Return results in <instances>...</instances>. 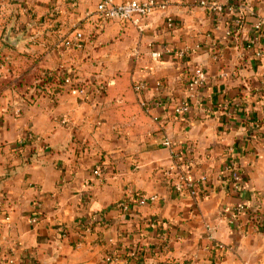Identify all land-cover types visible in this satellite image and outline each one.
Segmentation results:
<instances>
[{
  "label": "crops",
  "instance_id": "obj_1",
  "mask_svg": "<svg viewBox=\"0 0 264 264\" xmlns=\"http://www.w3.org/2000/svg\"><path fill=\"white\" fill-rule=\"evenodd\" d=\"M97 1L0 0L1 54L10 62L0 72L14 80L48 76L38 94L28 87L24 96L12 89L0 95V264H8L4 256L13 264H100L107 250L127 257L141 247L154 249L127 264H264V219L261 231L244 215L242 231L227 224L238 201L264 204V135H253L224 109L225 102L248 89L253 95L261 85L264 60L256 65L243 42L264 12V0H230L245 1L254 12L242 34L230 39L198 0L156 11L140 30L98 23ZM76 27L84 34L81 49L73 48ZM197 43L202 48L192 57L175 55ZM213 45L221 52L219 62L212 58ZM164 47L172 52L153 60L150 53ZM198 69L207 76L201 107L191 101L188 113L177 118L174 109L187 98L186 83ZM224 71L232 76L221 78ZM64 74L85 85V96L51 86L52 77ZM131 81L145 85L140 106ZM157 82L163 89H156ZM248 103L261 113L264 129V102ZM165 139L177 148L194 146L189 171L207 176L197 198L171 189ZM230 157L246 184L239 197L221 181ZM96 167L99 179L92 175ZM151 195L154 202H140ZM121 202L132 210L121 213ZM216 242L223 252L213 248ZM162 243L168 250L158 252Z\"/></svg>",
  "mask_w": 264,
  "mask_h": 264
},
{
  "label": "built area",
  "instance_id": "obj_2",
  "mask_svg": "<svg viewBox=\"0 0 264 264\" xmlns=\"http://www.w3.org/2000/svg\"><path fill=\"white\" fill-rule=\"evenodd\" d=\"M182 0H98L95 6L94 17L97 22L100 24H105L109 22L115 23H124L131 24L140 30L141 22L147 19L150 15L156 11H165L172 3ZM70 10L76 8V3L71 2L69 4ZM197 6L201 9L207 18L215 25L216 29H219L221 24L223 26V33L227 39L233 37H239L242 34L244 29V22L246 16L254 15L251 7L245 2H231L230 0H198ZM1 9V8H0ZM237 13V14H236ZM174 21L171 17L166 18L167 28H173ZM84 34L80 28L74 29V49H81L83 47ZM202 48L200 43L195 44L193 47L185 46L182 49L176 51L175 55L178 59H186L192 57ZM212 51V58L214 61L221 59V52L213 47L209 48ZM243 50L245 52H250L255 59L264 60V12L258 14L255 20V23L247 34L246 39L243 42ZM172 52L171 49L164 47L160 51H152L150 56L153 60H160L163 55H168ZM133 55H137V51H133ZM232 74L228 71H224L221 74V78H230ZM52 87L58 90H67L70 94L76 97H83L86 94L85 85L75 76L64 74L56 77H52ZM38 90L44 89L47 85V82L39 81ZM207 76L203 69H198L187 81L185 90L187 92V98L183 100L178 106L174 109V115L177 118H183L191 108V101L197 107H201V100L199 99L200 90L206 85ZM48 88V87H47ZM145 89L144 83L135 82L134 93L137 98H140L141 92ZM156 89H163L161 82L156 83ZM255 96V97H252ZM255 99L256 103L264 102V75L262 77L260 87L252 93L249 91L241 94L240 97L231 101L224 103V109L230 104H234L235 109L240 110L241 106H244V114L246 116L253 115L258 110L252 108L248 100ZM140 103V101H139ZM142 105V104H141ZM147 112V111H146ZM233 118V117H232ZM240 118V117H238ZM242 118H245L243 115ZM250 121V120H249ZM65 120H62V123H65ZM248 129L255 135L256 132L260 133L257 135L260 136L263 132L262 121L260 123L250 122ZM256 136V135H255ZM29 140L33 141L34 136L29 135ZM163 147H165L170 155L171 164L168 169L165 171L169 177V183L171 189L179 196L197 198L200 185L207 182V176L201 175L199 177H194L190 173L192 166V155L194 151V146L191 144L184 145L182 148H177L169 139L163 141ZM228 164L233 168H238L237 163L233 157L228 159ZM225 169H227L225 167ZM240 171V170H239ZM92 175L99 179L102 176L101 170L99 167H96ZM246 187V184L243 182L241 177V172L234 174L232 177V192L233 194H240L242 190ZM157 199V196L151 195L147 198H141L140 202H154ZM264 204L258 203L257 199L254 201L240 200L235 206L232 207L227 224L240 232L246 226V222L242 223L241 217L246 211L255 213L263 210ZM117 209L121 213H128L132 210L131 206L127 202H121L116 205ZM93 214H97L94 212ZM35 221V219H34ZM247 221L256 227V223L252 219ZM158 226V223L152 222L149 224V228L155 229ZM257 228V227H256ZM209 230V228H208ZM64 237H67V233H63ZM208 238L211 239V235H208ZM213 248L218 252H223L224 246L216 242L213 244ZM159 252H164L168 250V246L165 243L160 244ZM136 250L138 248L132 249L127 257H124L121 253L117 251L107 250L100 261V264H127V260L133 258ZM7 259L8 264H13V259L4 256Z\"/></svg>",
  "mask_w": 264,
  "mask_h": 264
},
{
  "label": "trees",
  "instance_id": "obj_3",
  "mask_svg": "<svg viewBox=\"0 0 264 264\" xmlns=\"http://www.w3.org/2000/svg\"><path fill=\"white\" fill-rule=\"evenodd\" d=\"M253 58H254V56H253ZM253 60L256 63V65L259 66L261 64V60H258V59H255V58ZM30 78H32V77H30V76H28V77L27 76H23V77L19 78L18 80L11 79L9 81V86L6 87V88H12L13 90L22 92V89L24 88V86L28 82V79H30ZM47 80H48V76L47 75H45L44 77L35 78L33 80L32 85L31 86H28V87H32V89L36 90V86H37L36 83L38 84L39 81L47 82ZM261 81H262V79H261ZM130 86H131V90H132L133 94L135 95L137 104H138V106H140L139 99L137 98V96H136V94L134 93V90H133L134 89V86H135V81H131ZM28 87L26 86L27 90H28ZM250 92L253 93V90H251ZM240 96H241V94L239 93L237 96H235L233 99H231L229 101L233 102V100L237 99ZM225 112L228 113L230 117L237 118L239 121L240 120L243 121L244 124H245V126H246V128L249 127V124H250L251 121H253L255 123H260L262 121L261 113L260 112H256L253 115L246 116L244 114V106L243 105L241 106V109L240 110H237V109H235L234 104L232 103V104H230L227 107V109H225ZM243 115L245 116V118H242ZM238 117H240V118H238ZM258 134H260V133H258V132L255 133L256 136ZM261 134L264 135V131ZM24 145L25 144L22 143L20 145V147H22ZM225 167L227 169H225ZM237 173L238 174L240 173L239 169L238 168L231 167L228 164V160H227L226 161V165L224 166V168H223V170L221 172V181H222V183L225 184L227 193L228 194H231V196H233V197H239L240 194H242V193L245 192V188L242 190V193H240V194H233V192H232V177L234 176V174H237ZM244 217H247L248 219H252L256 223L257 229L259 231H261L263 229V227H262V221L264 219V206H263V210L262 211H258V212H255V213H251L250 211H246L244 213ZM153 249H154V247H147V248L141 247L139 250H136L133 258H131V259H134V260L142 259L143 256L147 252L153 251Z\"/></svg>",
  "mask_w": 264,
  "mask_h": 264
},
{
  "label": "rangeland",
  "instance_id": "obj_4",
  "mask_svg": "<svg viewBox=\"0 0 264 264\" xmlns=\"http://www.w3.org/2000/svg\"><path fill=\"white\" fill-rule=\"evenodd\" d=\"M4 44H3V42H0V65L1 66H6V63H10V62H8L9 60L8 59H6V57H5V54H1L2 53V51H3V46ZM20 63V62H19ZM0 66V67H1ZM1 69V68H0ZM28 77V76H27ZM11 80V78L8 76V73H5V75H3L2 74V72H0V95L4 92V91H6V90H8V89H12V88H6V87H8L9 86V81ZM32 83H33V80H32V78H30V79H28V82L26 83V85L24 86V88L23 89H25L26 88V86L28 87V86H31L32 85ZM39 83L40 82H38V84L36 83V90H34V94H38V92H39V90H38V85H39ZM13 90V89H12ZM16 91V90H15ZM19 95H21L22 93L21 92H19V91H16ZM21 96H24L23 94L21 95ZM33 95H31L30 96V94H29V97H32Z\"/></svg>",
  "mask_w": 264,
  "mask_h": 264
},
{
  "label": "water",
  "instance_id": "obj_5",
  "mask_svg": "<svg viewBox=\"0 0 264 264\" xmlns=\"http://www.w3.org/2000/svg\"><path fill=\"white\" fill-rule=\"evenodd\" d=\"M4 40L7 41L10 45H16V42H17V40L9 41L7 36L5 37Z\"/></svg>",
  "mask_w": 264,
  "mask_h": 264
}]
</instances>
